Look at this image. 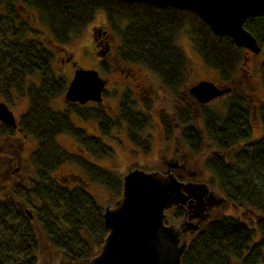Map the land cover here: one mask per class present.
<instances>
[{
    "label": "trees",
    "instance_id": "trees-1",
    "mask_svg": "<svg viewBox=\"0 0 264 264\" xmlns=\"http://www.w3.org/2000/svg\"><path fill=\"white\" fill-rule=\"evenodd\" d=\"M24 10L32 12L31 18L39 17L58 43L68 42L96 11H103L120 37L118 60L128 66H146L173 91L185 88L190 70V61L177 42L182 31L204 64L216 69L220 83L226 86L236 83L237 73L251 52L236 46L229 36L214 34L196 13L185 9L122 0H0V94L6 103L12 102V91L28 97L18 127L35 142L29 160L36 170L28 185L12 183L9 189L0 188V192L6 191L0 196V264H37L42 240L62 255L64 264H90L106 231L103 207L86 185L102 186L116 198L121 180L117 173L84 155L66 151L56 137L60 133L71 135L93 158L112 155L110 146L72 122L69 113L75 111L82 118L96 120L104 135L124 120L129 138L148 150V138L139 135L147 117L135 109L128 92L119 101L120 120L110 119L99 104L87 110L77 105L53 109L50 100L65 91L66 81L53 72L52 52L47 46L30 38V19L20 16ZM243 26L261 46L259 72L264 86V15L248 17ZM101 34L107 37L108 31L103 29ZM33 76L38 77V84L27 81ZM201 107L198 116L203 119V128L197 123V113L180 108L175 114L181 125L180 137L192 152L210 143L213 150L205 158V167L224 196L243 211L239 216L224 214L207 222L189 240L181 264H264V102L258 109L263 133L255 139L250 126L254 110L245 98L230 92L221 109ZM162 121L166 135H170V120ZM6 127L12 129L3 124L0 132L7 131ZM64 163L74 165L79 173L69 171L55 177L53 172ZM182 215V208H174V219ZM256 230L259 238L251 242Z\"/></svg>",
    "mask_w": 264,
    "mask_h": 264
},
{
    "label": "rangeland",
    "instance_id": "rangeland-1",
    "mask_svg": "<svg viewBox=\"0 0 264 264\" xmlns=\"http://www.w3.org/2000/svg\"><path fill=\"white\" fill-rule=\"evenodd\" d=\"M31 14L32 12L24 10L20 13V16L24 19H30V28L34 33L35 38L40 41L42 40V43H44V45L52 52V61L50 65L52 70L57 76L63 77L66 84L71 78L72 68L68 62L60 61L62 51L58 47H55V44L62 46L66 52L70 53L71 57L78 66L86 69L90 68L98 70L100 76H103V78L109 82L104 87V99L99 105L103 108V110L105 109L108 112L110 117L120 120L119 101L124 92H128L131 95V99L134 100L135 103V109L147 117L146 125L142 130H140L139 134L143 138H148L149 141V149L144 150L139 144L129 138L127 133L128 124L124 120H121L118 125L109 130L107 135H104L99 131L96 120L93 118H82L77 115L75 111H70L69 116L77 127L83 128L89 135L99 137L105 144L112 148L113 152L111 156L106 158H93L80 149L79 145L71 135L67 133H60L57 135L56 139L63 149L71 153L84 155L86 158L99 166L114 171L117 173L119 178L120 174H123L129 167L159 170L161 167L165 166L164 161L166 160L179 159L181 161H188L189 165L192 166L194 170H198L202 173V176L200 177L201 179L199 180H204L211 188L223 194L217 187L214 177L209 176L211 174L205 169V156L213 150L210 143L205 142L204 147L198 153L193 154L189 152L184 145L182 138L180 137L179 129H172L171 134L166 135L164 127L160 123V117L164 113H171L174 111L175 106L179 105V101L183 100V97L184 99L188 98V88L195 82L201 79H207L213 81L214 83H220L221 80L216 69L210 68L204 64L200 55L194 50L191 40L186 32L182 31L178 35L177 42L182 47L184 53L190 61V70L185 88L173 91L166 89L156 74L151 72L146 66L140 64H131L128 66L122 61L118 66H116V71H114L113 66L110 65L105 66V70L103 69L104 66H101L99 64V59L94 56L89 42L90 28L93 25H98L100 30L105 29L108 31L107 37L103 36L101 39L99 38L100 48H97V50H102L106 44L109 45L110 49H113L115 45H120V37L117 30L108 24L103 11H96L93 19L86 23L79 33H72L66 43H58L52 40L46 24L37 16L31 18L33 15ZM121 27L122 24L120 25V28ZM110 49L109 52L111 54L112 52ZM261 59L262 54L247 53L246 62L242 69L238 71L236 77V79L241 80L245 89L242 94L245 95L246 93L247 95H252V100H249L250 107L254 110L252 117H250L252 139L258 138L263 133V123L258 115L259 106L264 102V86L259 72V62ZM118 69H121V72H119ZM137 80H146V83H149L146 84L148 90L152 89V91H149V97L145 99L147 101H144L142 105L139 103L140 95L138 90L133 86L134 82ZM27 81L38 84L39 79L38 77L33 76L30 79H27ZM231 85H233V83ZM127 86H130V88L128 89ZM63 94L64 92L50 100V105L53 109L64 110L68 108L69 104L65 101ZM227 99L228 95L224 93L222 96H219L218 98L203 105V108L208 110L221 109ZM188 100L190 99L188 98ZM1 101H4V99L0 94V102ZM7 104L15 117L18 119L27 108L28 97L27 95H19L17 98L14 97L11 103L7 102ZM97 104L98 103L96 102H90L80 106V108L82 110H87L94 108ZM191 107L193 108V106ZM194 108V113H197V123L201 128H203V119L198 116V110L202 107L196 105ZM24 146L29 147L30 149L35 148V142L32 138L27 137L26 141H24ZM11 149L13 150L14 147ZM3 150L0 148V151ZM31 167L34 168L32 165ZM69 171L79 173V170L74 165L64 163L58 167L57 171H55V177ZM176 172L177 173L174 171L173 173L176 177L178 173H182L181 171ZM183 179H185L184 175ZM208 180L212 185L208 182ZM28 182L29 179L25 180L24 184L28 185ZM86 187L101 205L110 201L113 202L116 199L102 186L91 184L86 185ZM173 210L169 212L171 213V216ZM242 211L243 208L230 206L229 202L228 206L224 209L220 207L217 208L212 215V219L224 214L239 216ZM243 218H246V214ZM172 219L177 220L174 219L173 216ZM258 238L259 232L256 230L251 242L257 241ZM51 260L54 261V264H64L62 255L54 249Z\"/></svg>",
    "mask_w": 264,
    "mask_h": 264
},
{
    "label": "water",
    "instance_id": "water-1",
    "mask_svg": "<svg viewBox=\"0 0 264 264\" xmlns=\"http://www.w3.org/2000/svg\"><path fill=\"white\" fill-rule=\"evenodd\" d=\"M156 7L170 6L196 13L210 30L229 36L238 47L259 54L261 46L243 23L248 17L264 15V0H122ZM73 62L72 65H75ZM107 80L96 69L77 66L63 94L65 101L79 104L101 102ZM201 79L188 88L199 103H207L229 92ZM0 121L16 126L5 101L0 102ZM182 161H164L159 170L129 167L120 174L121 192L113 202L103 204L102 224L106 231L90 264H181L189 240L212 219L217 208L229 200L204 180L180 181L172 172ZM185 208L173 220L171 210ZM27 213H30L26 209Z\"/></svg>",
    "mask_w": 264,
    "mask_h": 264
},
{
    "label": "flooded vegetation",
    "instance_id": "flooded-vegetation-1",
    "mask_svg": "<svg viewBox=\"0 0 264 264\" xmlns=\"http://www.w3.org/2000/svg\"><path fill=\"white\" fill-rule=\"evenodd\" d=\"M102 30L103 29L100 30V28H98V25L97 26L93 25L90 28V41L89 42L91 44L93 54H94V56H96L99 59V64L101 66H104V65L106 66L108 64L110 66H113V70L116 71V69H117L116 66H118L119 63L121 62L118 60V58L116 56L117 48L119 47V45H115V47L113 49H110L109 45L107 44L105 46V49L102 52H98L97 48H100L99 38L101 39L103 37V34H101ZM29 35H30L31 39H34L35 35L32 31L29 33ZM41 42H42V40H41ZM54 46L58 47L62 51V56L60 57V61L61 62H68L71 65V68H72L71 78H72L73 73H74V69L78 66L77 63H75V65H72V62H74V59L71 57V54L66 52V50L62 46L57 45V44H55ZM109 49L112 52L111 54L109 52ZM118 70H119V72H121V69H118ZM71 78L69 79V81L71 80ZM69 81H68V83H69ZM68 83L66 84V87H67ZM108 83L109 82H107L106 85ZM143 84H145V85H143ZM146 84H149V83H146V80H137L133 84V86L138 90V93L140 95L139 103L141 105L144 101H147L145 99H147L149 97V91H152V89L148 90ZM216 84L218 86H222V87L226 86L223 83H221V84L216 83ZM229 87H230V91L226 92L227 95L230 92H233V93L238 94L239 96L245 98L246 102H248V103H249V100L250 101L252 100V97H251L252 95H249V94L247 95L246 93H245V95L242 94V92H244L245 89L241 83V80L236 81V83H234L233 85H229ZM127 88L129 89L130 86H127ZM11 96H12V99H14V97H16V98L18 97V94H16L15 92L12 91ZM188 98L190 100H188ZM188 98L184 99V97H183V100L179 101V105L175 106L174 111H172L169 114L164 113L160 117V120H161L160 123L163 127H165V125H164L162 120L164 118H167L168 120H170V122L172 124V129L177 128L180 131L181 125L178 122V120H176V117H175V114L178 112V110L180 108H187V109L191 110L192 113H194V111H195L194 107H196V105L201 106V105H205V104L210 102L209 101L205 104L199 103L195 99V97L192 96L189 92H188ZM103 99L104 98H103V91H102V100H101V102H96V103L101 104L103 102ZM90 102H94V101H87L86 103H83V104H79L77 102H67V103L69 105H72V106H74V105L82 106V105H85V104L90 103ZM191 106H193V108ZM109 109H111V108H109ZM104 112L110 119L115 120V118L110 117L108 115V112L106 110ZM14 117H15V115H14ZM250 117H252V115ZM15 119H16V126L15 127L0 121V127H2L3 124H5V125H8L12 128V129H10V128L6 127L7 131H5L4 133L0 132V148L2 150L4 149L3 151H0V188L5 187V188L9 189V187L11 186L12 183L13 184L14 183L15 184L24 183L25 180H28V179L33 181L35 179V176H36V170H35V168L31 167L32 164L30 163V160H29V156L34 151V148L30 149L29 147L24 146V141H26L27 137L20 132L19 127H18V119L16 117H15ZM183 143L186 146L187 150H189V152H191L193 154L198 153V152H192L191 149L188 147V145L184 141H183ZM13 147H14V149L12 150L11 148H13ZM205 158H206V156H205ZM181 163L183 164V168H174V169H179V170H174V169L172 170L173 173H174V171H175V173H177L176 171L182 172V173H178V175H177V178L180 181L188 180L191 182H197L198 179H201L200 177L202 176V173L199 172L198 170H194L193 167L189 165L188 161H182ZM205 169L208 170L206 167H205ZM209 173L211 174L209 176L214 177L210 171H209ZM53 175L55 176L56 174L53 173ZM183 175H184L185 179H183ZM66 176H69V174H66ZM54 179H56V178H54ZM208 182L210 183L209 180H208ZM5 194H6V191L0 192V196H4ZM230 206L236 207L232 202H230ZM20 207H22V206L20 205ZM184 210H185V208L183 209V213H184ZM41 242H42L41 248L37 253V264H54V261L51 260L53 249L50 248V246L47 243H45L43 240Z\"/></svg>",
    "mask_w": 264,
    "mask_h": 264
}]
</instances>
